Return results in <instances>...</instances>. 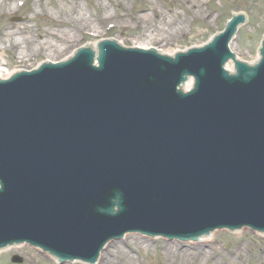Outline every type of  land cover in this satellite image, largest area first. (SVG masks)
Instances as JSON below:
<instances>
[{
    "label": "water",
    "instance_id": "water-1",
    "mask_svg": "<svg viewBox=\"0 0 264 264\" xmlns=\"http://www.w3.org/2000/svg\"><path fill=\"white\" fill-rule=\"evenodd\" d=\"M242 21L174 58L103 41L98 66L84 49L0 81V247L94 262L125 232L264 231V41L223 69Z\"/></svg>",
    "mask_w": 264,
    "mask_h": 264
},
{
    "label": "rangeland",
    "instance_id": "rangeland-1",
    "mask_svg": "<svg viewBox=\"0 0 264 264\" xmlns=\"http://www.w3.org/2000/svg\"><path fill=\"white\" fill-rule=\"evenodd\" d=\"M12 1L0 0V3L8 4ZM70 1L79 5L86 18L92 19L91 22L94 25L83 24L78 31L73 29L70 32L71 39L63 44V48L51 52L41 51L36 57L32 55L26 63L15 62L13 53L6 51L5 59L8 61L9 69L15 67L32 69L46 59L59 61L76 48L88 42H98L103 38H115L125 46L148 44L149 47L160 49L166 54H173L175 51L206 43L213 35L223 30L233 14L241 10L247 15L246 21L239 26L233 38L232 52L239 59L253 63L258 58V47L264 33V0H203L201 7L208 15H203L195 8L191 9L188 3L180 4V0H46L45 12L34 14V10L39 9L38 6L42 0H38V4L37 0H22L23 3L14 12L0 15V31L24 28L23 30H29L32 33H43L46 30L57 29L56 24L64 19L60 13H57L58 9L66 8ZM146 5L164 14L167 20L175 21L174 30L167 36V41L155 42L142 35L143 21L139 23L135 16L147 14L148 22H151L153 17L151 10H143ZM2 47L3 45H0V52H3ZM230 65L232 66L231 63ZM213 233L216 234L217 240L212 244L214 248L219 249L215 257L219 255L223 264H264V261L260 260L261 254H264V233L255 232L249 228L236 231L222 229L215 230ZM129 234H137L149 240V242L139 241L134 244L131 240L130 244L124 246L129 255L134 258L135 264H176L177 255L166 256L168 251L171 253L174 250L172 247L174 245L167 247L165 243L188 244L191 242L189 239L185 241L163 236L150 237L138 232ZM103 251L104 249L100 254ZM12 255L22 257L21 264H89L80 260L60 263L57 257L27 244L13 245L8 250L2 251L0 264H15L11 262ZM239 255L243 256L242 260L239 259ZM215 257L203 259L200 264H213ZM98 258L92 264H97Z\"/></svg>",
    "mask_w": 264,
    "mask_h": 264
},
{
    "label": "bare ground",
    "instance_id": "bare-ground-1",
    "mask_svg": "<svg viewBox=\"0 0 264 264\" xmlns=\"http://www.w3.org/2000/svg\"><path fill=\"white\" fill-rule=\"evenodd\" d=\"M21 0H13L11 3L3 4L0 3V15L4 13L14 12ZM46 0H42V3L38 6L39 9L34 10V14H43L46 9L45 6ZM189 4V7L199 10L203 15H208L205 11L202 10L203 0H180V4ZM206 3V2H205ZM38 4V0H37ZM144 9H150L152 12V20L148 22L147 14L136 15L135 19L141 23L142 21V35L149 37L155 42H164L167 41V36L174 30L173 26L175 25L174 20H167L164 14L156 11L153 7L146 5ZM60 16L64 19L60 20L56 24L57 29L46 30L43 33H32L29 30H1L0 31V45H3L2 51L0 52V80H5L9 77H12L13 74H16L20 71L21 68L15 67L12 69L8 68V61L5 59V52L10 51L13 53L12 57L15 62L26 63L30 60L31 56L35 57L41 51H55L63 48V44L71 39L70 32L78 31L82 28V25H94L92 19L86 18L82 8L76 3L70 1L69 6L66 8L60 7L58 12ZM240 14H246L245 12L239 11ZM66 23L67 25L63 26L62 24ZM69 28V30H68ZM67 29V30H66ZM147 33V35H146ZM115 39V38H113ZM117 40V39H115ZM118 43L124 45L121 41L117 40ZM7 44V45H6ZM97 42H88L86 47L96 50ZM230 49L233 50V41L230 43ZM141 48L148 49V44L140 45ZM154 49V48H151ZM159 53L165 54L160 49H154ZM75 54V51L66 55L61 61L67 60ZM235 59L239 57L235 54ZM50 60L46 59L44 62ZM254 63V62H253ZM252 63V64H253ZM226 70L229 73L233 72V67L229 64L225 66ZM133 240L134 242H149L148 239L143 238V236L137 234H126L121 240L108 242L104 247V251L99 255V260L97 264H135V260L132 256L129 255L128 251L125 250L124 246L130 244L129 242ZM196 241H191L188 244H179V243H165L167 247L170 245L174 250L170 253H166V256L177 255L176 264H200L203 259L207 260L208 258L215 257L216 253H219V249L214 248L213 242L217 240L216 234L213 232L204 234L195 239ZM10 247L6 246L0 248V253L4 250H8ZM209 250V251H208ZM242 251V250H240ZM241 254V252H240ZM238 256V255H237ZM239 259H243V256L239 255ZM213 264H223L222 259L219 255L214 259ZM260 260L264 261V254L260 256Z\"/></svg>",
    "mask_w": 264,
    "mask_h": 264
}]
</instances>
